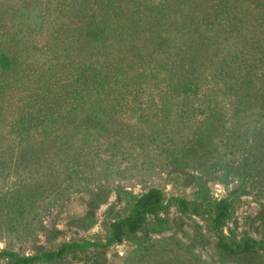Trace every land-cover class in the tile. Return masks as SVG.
I'll list each match as a JSON object with an SVG mask.
<instances>
[{"label":"trees","instance_id":"1","mask_svg":"<svg viewBox=\"0 0 264 264\" xmlns=\"http://www.w3.org/2000/svg\"><path fill=\"white\" fill-rule=\"evenodd\" d=\"M263 114L264 0H0L3 150L65 139L59 149L75 153L85 172L113 164L125 145L140 151L154 145L161 155L178 152L173 164L185 168L193 151L216 150L220 137L230 148L218 155L221 162L232 156L247 141L229 124ZM247 171L237 174L241 186ZM35 188L0 191V227L34 219ZM198 195L202 203L194 205L150 188L132 198L104 241H66L28 255L6 248L0 264H52L125 242L134 248L124 263H144L153 244L137 236L151 221L162 230L172 207L210 216L223 257L264 256V230L261 239L228 237L232 202ZM259 217L264 227L263 204Z\"/></svg>","mask_w":264,"mask_h":264},{"label":"rangeland","instance_id":"2","mask_svg":"<svg viewBox=\"0 0 264 264\" xmlns=\"http://www.w3.org/2000/svg\"><path fill=\"white\" fill-rule=\"evenodd\" d=\"M241 119L233 120L229 126L233 136L245 133V145L237 144L232 156L221 162L223 157L218 155L229 154L230 148L220 142V137L216 141L222 145L216 150L206 147L193 151L185 168L173 164L180 156L178 152L161 155L154 145L142 151L125 145L124 153L113 159V164L85 172L78 171L83 170L84 162L76 164L75 153L59 149L65 139L62 142L55 138L22 149L10 146L3 150L0 146V191L11 193L19 186L35 185L40 194L35 217H29L26 223L30 226L0 227V250L8 248L28 255L56 249L66 241H104L110 224L128 215L132 198L153 187L163 190L167 199L180 197L194 205L202 203L198 194L203 191L208 192L209 200L228 199L233 204V217L225 225V234L236 241L247 236L261 239L264 114L253 121ZM173 137L181 144L179 136ZM166 159L170 163H162ZM242 170H248L243 186L236 178ZM163 217L168 224L162 230L155 232L151 221L137 236L153 244L150 257L140 264H264L261 255L238 261L219 254L208 215H185L172 207ZM133 248V243L125 242L108 250L70 255L52 264H131L124 262Z\"/></svg>","mask_w":264,"mask_h":264}]
</instances>
